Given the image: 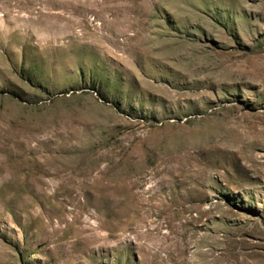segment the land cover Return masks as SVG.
Masks as SVG:
<instances>
[{
  "label": "rangeland",
  "instance_id": "obj_1",
  "mask_svg": "<svg viewBox=\"0 0 264 264\" xmlns=\"http://www.w3.org/2000/svg\"><path fill=\"white\" fill-rule=\"evenodd\" d=\"M0 264H264V0H0Z\"/></svg>",
  "mask_w": 264,
  "mask_h": 264
}]
</instances>
